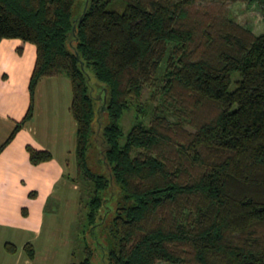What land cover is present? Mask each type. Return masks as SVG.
Segmentation results:
<instances>
[{"label":"trees","instance_id":"trees-1","mask_svg":"<svg viewBox=\"0 0 264 264\" xmlns=\"http://www.w3.org/2000/svg\"><path fill=\"white\" fill-rule=\"evenodd\" d=\"M77 1L0 0V41L19 38L37 51L29 108L0 154L34 117L40 80L67 76L78 171L93 184L91 226L111 182L121 189L109 264H264V33L232 17L237 0H87L75 17ZM241 1L258 4L264 19V0ZM88 68L106 85L104 106L90 93ZM146 86L159 102L150 111ZM190 107L199 108L193 120ZM131 109L135 122L125 134ZM102 112L109 175L88 163ZM26 148L33 165L53 158ZM24 250L35 257L33 244ZM84 251L79 264H93L94 250Z\"/></svg>","mask_w":264,"mask_h":264},{"label":"crops","instance_id":"crops-1","mask_svg":"<svg viewBox=\"0 0 264 264\" xmlns=\"http://www.w3.org/2000/svg\"><path fill=\"white\" fill-rule=\"evenodd\" d=\"M36 57V46L31 42L19 38L0 41V145L29 108V83ZM72 100V83L67 76L41 79L34 117L0 154V264H76L61 258L62 246L74 243L70 232L80 201L78 195L69 192L80 190L74 179L78 174L77 121L71 112ZM28 144L49 150L53 158L33 165ZM60 192L70 194L62 196ZM56 200L66 201L72 221L57 226L55 218L53 230L47 233V210ZM6 242L15 244L17 252H8ZM28 242L36 250L33 259L24 250Z\"/></svg>","mask_w":264,"mask_h":264},{"label":"rangeland","instance_id":"rangeland-1","mask_svg":"<svg viewBox=\"0 0 264 264\" xmlns=\"http://www.w3.org/2000/svg\"><path fill=\"white\" fill-rule=\"evenodd\" d=\"M87 3V0H78L74 7V16L79 17L84 10V7ZM230 11L232 17L241 25L248 27L253 30L255 34L264 33V19L263 13L258 4H250L241 0L232 2L230 5ZM88 76L90 83V93L94 97L98 105L104 106L103 100L105 99L106 85L99 81L93 70L88 68ZM151 88L146 86L143 90L142 101L145 105V109L150 111L152 107H156L159 102L157 100L151 101L150 99ZM189 108V107H188ZM187 107H182V109H188ZM191 109V107H190ZM188 114V119H194V116L199 113L198 107H193L191 110L186 111ZM149 115L145 118V121H149ZM170 120L175 121L174 116H169ZM135 122V110L131 109L127 111L122 118V126L124 133L127 134L132 124ZM108 123V115L106 112H102L98 116L95 122V131L91 138L90 148L88 151V163L91 169L96 172H101L106 175H109L110 169L105 163L103 150L106 145L103 142L101 135L102 125ZM188 130L193 131L194 129L191 126H186ZM75 183L78 185L79 189L69 190L71 194L79 196V209L76 220L74 221L70 238L74 240L73 245L68 247L62 246L61 258H66L68 261H72L76 264H79L81 260L86 257L84 251L86 246H90L93 250L92 263L93 264H109L107 259V254L111 248H113V239L110 234V225L111 220L115 215L116 209L118 207V202L121 196V189L113 180L111 186L105 191V196L108 201L104 204V207L101 209V213L97 217L96 225L91 226L87 220L88 206L87 202L92 192L93 184L90 182H85L79 174H75ZM69 192H60L62 196L70 194ZM64 194V195H63ZM66 201H54L50 202L48 208V219L49 229L47 233L51 232L55 225L53 220L57 218V226H66L71 223L72 218L70 216L71 209H68L65 206ZM46 224V225H48ZM52 224V225H51ZM52 227V228H51ZM51 228V229H50ZM73 235V236H72ZM3 249V247H2ZM1 250V248H0ZM158 264H170L168 262H159Z\"/></svg>","mask_w":264,"mask_h":264},{"label":"water","instance_id":"water-1","mask_svg":"<svg viewBox=\"0 0 264 264\" xmlns=\"http://www.w3.org/2000/svg\"><path fill=\"white\" fill-rule=\"evenodd\" d=\"M104 108V107H103Z\"/></svg>","mask_w":264,"mask_h":264}]
</instances>
